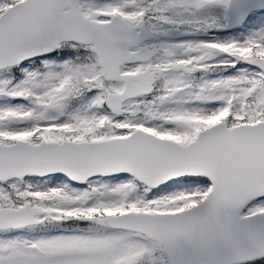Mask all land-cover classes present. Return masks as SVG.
I'll use <instances>...</instances> for the list:
<instances>
[{
    "label": "snow or ice",
    "instance_id": "snow-or-ice-1",
    "mask_svg": "<svg viewBox=\"0 0 264 264\" xmlns=\"http://www.w3.org/2000/svg\"><path fill=\"white\" fill-rule=\"evenodd\" d=\"M0 264H264V0H0Z\"/></svg>",
    "mask_w": 264,
    "mask_h": 264
}]
</instances>
